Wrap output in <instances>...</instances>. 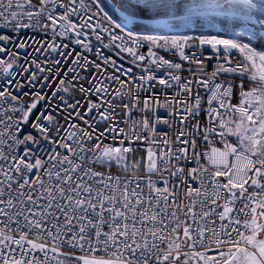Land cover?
Here are the masks:
<instances>
[{
	"label": "snow or ice",
	"instance_id": "6c2138e0",
	"mask_svg": "<svg viewBox=\"0 0 264 264\" xmlns=\"http://www.w3.org/2000/svg\"><path fill=\"white\" fill-rule=\"evenodd\" d=\"M0 25V264H264V0H0Z\"/></svg>",
	"mask_w": 264,
	"mask_h": 264
},
{
	"label": "built area",
	"instance_id": "2783aa9c",
	"mask_svg": "<svg viewBox=\"0 0 264 264\" xmlns=\"http://www.w3.org/2000/svg\"><path fill=\"white\" fill-rule=\"evenodd\" d=\"M34 2H35V0H34ZM219 30H220V26L218 25L217 28H216V30L212 31L211 34H215V32H216V31H219ZM237 30L239 31V29H237ZM9 31H10V29L4 28L2 25H0V32H9ZM13 35H15V36H19V37H22V38H25V39H29V38H31V37H35L37 40H40V39H43V38H44V34L41 33V32H39V31L36 30V29H21L19 33H13ZM241 35H243V32H241ZM49 38H50V37H49ZM63 42H64V43H68V44L71 45V42L68 41V40H66V39H65ZM93 43H94V47H95V46H96L95 41H93ZM36 46H39V45H36ZM71 46H72V47H75L78 51H80L78 45H71ZM9 47H12V45H9ZM32 51H33L32 47H29V48L26 49V50H21V62H23V55H25V54H27V53H30V52H32ZM105 51H107V50H105ZM36 55H37L41 60H43V59L45 58V57H43V56H39V54H36ZM89 55H91V54H89ZM45 56L49 57L50 59H59L58 55L55 54V53L45 54ZM122 62L126 63L125 61H122ZM212 63H215V62L213 61ZM63 64H64V62L62 61V62H61V72H63V71L65 70L64 67H63ZM49 66H51V65H49ZM185 67L187 68V65H185ZM208 70L211 71V67H209ZM184 75H188V73L185 72ZM3 82H4L3 77H0V83H3ZM54 83H55V82H53V84H54ZM237 83H239V80H238V79H237ZM245 84H246V86H248V82H247V81H245ZM37 90H39V86H34V87H32V88L25 87V89H24L25 92H29V91H37ZM44 92H48V88H47V87L44 88ZM202 94H203V93H202ZM74 95H75V97H76L77 99L80 98L78 92L74 93ZM25 99H28V98L26 97ZM158 131H161V132H163V131H167V132H169V134H174V129H169L167 126H164V125L159 126ZM138 155H139V154H138ZM189 166H194V165H193V164H190ZM112 171L115 172L116 169L113 168Z\"/></svg>",
	"mask_w": 264,
	"mask_h": 264
}]
</instances>
